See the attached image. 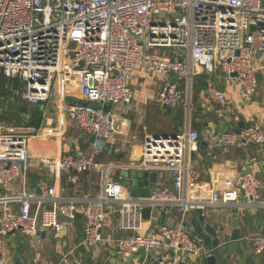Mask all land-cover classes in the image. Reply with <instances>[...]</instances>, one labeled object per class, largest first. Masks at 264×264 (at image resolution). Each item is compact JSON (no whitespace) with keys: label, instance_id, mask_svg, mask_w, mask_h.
<instances>
[{"label":"built area","instance_id":"built-area-1","mask_svg":"<svg viewBox=\"0 0 264 264\" xmlns=\"http://www.w3.org/2000/svg\"><path fill=\"white\" fill-rule=\"evenodd\" d=\"M260 23L263 25L260 27ZM254 26V30H250ZM202 72L234 81L243 96H253L264 83V0H0V84L5 77L23 84L15 90L27 104L47 103L53 86L60 83L56 97L64 94L59 108L79 130L94 138L81 155L40 157L50 179H40V194H11L20 179L24 185L30 169L29 138L35 129L0 123V264H7L6 237L13 232L27 236L48 230L61 239L76 214L78 199L56 193V181L66 172L100 174L99 193L86 198L83 206V236L76 245L88 250L103 241L102 228L109 216H117L116 227L125 233L114 242L121 258L144 257L137 264H197L208 254L191 233L187 213L237 203H258L260 182L252 173L238 178L237 188L222 190L198 182L199 171L191 161L198 151V130L190 126L175 134L143 137L132 133L121 145L139 141V161L118 167L102 163L97 156L110 153L118 137L127 136L130 121L119 107L135 109L131 85L140 71L169 77L154 101L169 108L192 110V80ZM176 77L177 79H175ZM179 80L182 82L179 84ZM182 86V88H181ZM210 103L226 105L225 92L216 85L205 90ZM100 104L94 108L91 104ZM221 147L264 145V127L254 121L248 127L222 131L216 138ZM156 172L150 197L135 199L115 180L114 170ZM166 174L169 183H159ZM231 180H226L227 184ZM208 195L204 200L201 195ZM35 201L33 213L12 212L11 202ZM50 206L44 208L42 203ZM151 208L150 219L176 210V225L158 222L144 231L142 210ZM254 254L264 251V236L250 239ZM169 249V256L162 255ZM190 256L194 260L190 259ZM65 264L69 261L64 259ZM185 263V264H186ZM57 264V263H56ZM75 264H85L76 260Z\"/></svg>","mask_w":264,"mask_h":264},{"label":"crops","instance_id":"crops-1","mask_svg":"<svg viewBox=\"0 0 264 264\" xmlns=\"http://www.w3.org/2000/svg\"><path fill=\"white\" fill-rule=\"evenodd\" d=\"M198 71H200L196 75L198 83L194 87L192 96L193 108L188 117L182 106L159 109L154 101L169 77L135 71L131 80L134 93L132 102L135 109L131 111L124 106L119 107V112L130 121L128 135L118 137L111 152H102L97 156V160L102 163H111L116 167L127 164L129 160L139 161V141H131L122 146V140L129 139L132 133L139 137H143L146 133L174 134L182 131L189 121L190 126L199 132L198 151L191 155V161L200 173L198 182L213 185L216 190H222L228 186L237 188L239 176L247 171L259 180L258 203L249 205L245 199L240 198L237 203L219 206L215 210H209L207 214L213 218V223L223 225L228 234L231 232L230 220L233 219L234 214L238 219L243 247L239 252L227 257L225 264H264V251L261 254H254L250 242L252 237L264 236V145L250 144L245 147L224 148L216 143V138L222 131L236 130L240 122L246 125L256 121L264 127V83H260L258 92L253 96H243L234 81L223 76L219 70H216L214 74L202 72L200 69ZM178 82L180 84L182 81ZM211 84L225 92L226 105L213 104L207 100L205 90ZM8 85V89L4 87L0 89L1 100H4L3 95L16 96L14 91L23 89L15 88L13 82ZM63 100H49L43 103L41 112L33 111L31 116L35 115L32 119L35 134L29 138L32 157L30 169L25 175L24 185L20 179L14 181L11 194L34 192L39 195L38 181L40 179L53 181L48 167L40 162V157H59L68 153L81 155L93 140L94 137L91 134L79 130L74 122L61 111L59 106ZM16 102L19 101H15V104ZM21 102L16 105L20 107L26 103L23 99ZM122 170L126 169L116 168L114 177L120 175ZM228 179L231 180L229 184L226 182ZM158 182L169 183L166 174H163ZM99 186L100 174L97 171L91 173L71 171L61 174L56 181V193L63 198L78 199L74 219L68 222L60 240L55 239L48 230H41L34 236H27L20 232L9 234L6 239L13 253L11 252L12 257L7 264H65L64 259L70 264H75L76 260H83L85 264L139 263L144 257L142 252L127 259L118 257L115 253L113 241L125 235L116 227L117 216H109L104 222L101 231L102 243L91 251L85 248L88 255L86 260L84 255L76 249V245L83 236L84 199L96 198ZM3 194L4 192L0 189V196ZM201 197L206 200L208 195L203 194ZM42 205L48 208L50 202L45 201ZM35 206L36 202L32 200L27 203L11 202L5 207L12 212L33 213ZM0 208L3 206L0 205ZM157 212L160 214V219L155 213L153 218L145 221L144 231H152L158 222L173 226L180 221V214L176 210L164 214ZM195 217H197V210H190L187 213L188 221ZM186 225L188 226V223ZM171 253L169 249L162 251V255L165 256ZM190 259L196 260L191 256ZM181 260L184 264L186 263L183 259ZM196 263L201 264L198 261ZM148 264H158V261L155 258H149Z\"/></svg>","mask_w":264,"mask_h":264},{"label":"water","instance_id":"water-1","mask_svg":"<svg viewBox=\"0 0 264 264\" xmlns=\"http://www.w3.org/2000/svg\"><path fill=\"white\" fill-rule=\"evenodd\" d=\"M263 25L260 23V27ZM250 30H254V26H250ZM60 89V83L56 82L52 89V94L56 96ZM61 91L64 88L61 87ZM94 108H99L100 104H91ZM163 108H167L163 106ZM249 123L242 125L235 130L238 132L241 128L248 127ZM175 134V133H174ZM157 135V134H156ZM250 171H247L249 173ZM120 176L126 181L125 192L133 198H148L150 197V189L156 183V172H142L140 170L130 169L120 171ZM151 208L146 207L142 210L144 220L150 219ZM188 227L191 229L192 235L200 241L208 254L198 259L201 264H225L227 257H231L243 247L241 230L238 225V219L234 214L233 219L230 220L231 232L228 234L223 225L213 223V218L209 215H203L202 210H197V217L188 221ZM48 233H50L48 231ZM77 250L84 255L86 260L88 255L83 245H78Z\"/></svg>","mask_w":264,"mask_h":264},{"label":"rangeland","instance_id":"rangeland-1","mask_svg":"<svg viewBox=\"0 0 264 264\" xmlns=\"http://www.w3.org/2000/svg\"><path fill=\"white\" fill-rule=\"evenodd\" d=\"M175 79H177L176 77H174ZM196 76L193 78L192 80V85H193V89H192V96L194 95V87L195 85L198 83L196 82ZM182 88V86H181ZM4 96V100H1L0 98V123H4L5 125H9V126H19V125H23L26 126L28 125L29 127H34V121L32 120L34 118L35 115L31 116L33 111H39L41 112L43 109V103H38V104H27L24 103L25 105L22 106H18L16 104H20L22 103V99L19 95H11V96ZM64 99V95H60L58 97L56 96H51L50 100H62ZM15 101H19L16 102ZM193 103V101H192ZM158 108L160 109L161 107L158 106ZM186 116L188 117V115L186 114ZM27 120V122L25 121ZM32 125V126H31ZM36 128V127H35ZM115 180H117L121 186L124 188L126 187V181L120 176L117 175L115 177ZM8 245V253L10 256H8V260L7 263L9 261V259H11V252L13 253L12 248L10 249L9 243H7Z\"/></svg>","mask_w":264,"mask_h":264},{"label":"trees","instance_id":"trees-1","mask_svg":"<svg viewBox=\"0 0 264 264\" xmlns=\"http://www.w3.org/2000/svg\"><path fill=\"white\" fill-rule=\"evenodd\" d=\"M12 82L14 83L15 88H19V89H22L23 88V84H20V83H18L16 81H12L11 79L2 77L1 78L0 89L3 88V87L6 88V89H8V86H9L8 84H10ZM192 87H193V85H192Z\"/></svg>","mask_w":264,"mask_h":264}]
</instances>
